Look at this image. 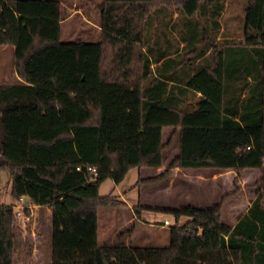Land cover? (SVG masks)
I'll list each match as a JSON object with an SVG mask.
<instances>
[{"label":"trees","instance_id":"trees-1","mask_svg":"<svg viewBox=\"0 0 264 264\" xmlns=\"http://www.w3.org/2000/svg\"><path fill=\"white\" fill-rule=\"evenodd\" d=\"M225 2L101 0L98 40L61 42L59 0H0V47L14 48L17 76L0 83V170L12 200L50 210V264H264V0H246L240 39L221 42ZM173 31L181 48L153 44ZM52 108L62 128L37 138L33 116ZM174 136L169 168L259 171L247 212L230 227L222 201L165 209L167 246L98 244V210L126 207L100 185L160 168ZM68 140L80 163L32 162V149ZM18 233L13 204L0 205V264H15Z\"/></svg>","mask_w":264,"mask_h":264},{"label":"rangeland","instance_id":"rangeland-1","mask_svg":"<svg viewBox=\"0 0 264 264\" xmlns=\"http://www.w3.org/2000/svg\"><path fill=\"white\" fill-rule=\"evenodd\" d=\"M101 0H59V11L61 20V42H95L99 36L98 6ZM226 8L222 17L223 31L220 41L224 39L239 40L241 37V17L246 0H226ZM174 18V19H173ZM177 19V13L173 12L171 21ZM227 25V27H226ZM222 42V41H221ZM13 47H0V83L14 82L15 69L13 63ZM39 111V110H38ZM34 110L32 115L38 112ZM48 110L47 117L51 118ZM34 120L38 116H33ZM35 122H33L34 125ZM50 132L55 131L51 126ZM50 128V127H48ZM171 129L163 130V139L166 140L171 134ZM41 132L37 138L49 140L50 133ZM177 151V136L166 149L163 150V165L167 172L157 174L155 169H130L124 179L115 184L111 178H107L99 187L101 196L112 193L118 196L119 200L125 202V208H101L98 210V244L117 245L120 243L136 247H163L167 246L168 227L174 224V217L162 210V208H178L185 205L200 206L201 184L197 176L199 171H190L188 175L170 174V162L175 158ZM32 162H36L34 159ZM44 162V161H37ZM174 168V167H173ZM223 172V171H220ZM234 172V171H233ZM224 173H226L224 171ZM242 172L239 176L234 172L238 180L246 179L244 186L237 184V179L231 181L229 174H224L221 192L218 193L216 202L222 201L221 220L231 226L233 221L229 219V210L233 203L241 212L246 202L260 189V173ZM161 175V176H160ZM226 175V176H225ZM158 178L152 186L160 188L156 193L152 192V182L141 181L143 178ZM170 178H173L171 190L166 186ZM190 178L186 182L184 179ZM242 180V179H241ZM255 181V182H254ZM245 189L242 192V189ZM241 192V193H240ZM245 194V195H244ZM254 195V196H255ZM13 203L10 196V182L6 171L0 173V205ZM141 206L140 217H135L132 208ZM234 206V205H233ZM157 207L158 209L151 208ZM222 210L224 211L222 215ZM227 211V214L226 212ZM223 218V219H222ZM132 219V222L130 220ZM167 220L168 225H163ZM188 220L187 217H180L178 224L182 225ZM50 220L45 211L33 210L30 221L23 224L19 221V233L16 238L15 264H50Z\"/></svg>","mask_w":264,"mask_h":264},{"label":"crops","instance_id":"crops-1","mask_svg":"<svg viewBox=\"0 0 264 264\" xmlns=\"http://www.w3.org/2000/svg\"><path fill=\"white\" fill-rule=\"evenodd\" d=\"M218 39H219V37L217 38V40ZM170 41H173L175 43L177 41L179 42L176 32L173 31L171 33L166 32L164 34L157 33V34H153L152 35L153 44H155L157 42L156 45L161 44L162 46L166 47ZM179 45H180V48H181L183 46V42H179ZM164 59H161L159 63H161V61H163ZM151 60L154 61L152 58H151ZM155 66H156L155 64H152L151 68L154 69ZM16 79H17V76H16V73H15V80ZM198 95L199 94H197V96ZM52 116H53V120H51V119H49L47 117V110H41L39 112L38 119H37V124H36V129H35L36 132L43 131L45 133H47V132L49 133L50 129H52L51 126H54V125H56L55 131H57V129H61L62 128V123H61L60 119L58 118L57 110L55 108L51 109V118H52ZM38 127H39L40 130L38 129ZM48 127H50V128H48ZM33 132H34V130H33V127H32V135H33ZM176 153H178V138H177V151H176ZM30 158L32 160L34 159L36 162L37 161L49 162V161L52 160V161H55V162H60V163L69 164V165H74L75 163H80V160L78 159V157H77V155L75 153L74 146H73V143H72L71 140H68L66 142L56 141L54 143L52 149H47V148L32 149ZM141 169H146V168H141ZM170 170H171L170 174H179V173H181L183 176H186V175H188V177L190 176L188 174L190 172V171H188L189 169H181V168H178V167H174V168H171ZM192 171H196V170L192 169ZM197 171H199V175L197 176V179H198V181H199V183L201 184V187H202V191L200 192V196H199V201L201 202L200 206H210V205H213V204L216 203V199H217V196H218L217 194L221 192V186L223 185V181H224L223 176H224V174H229L230 178H231V181H235L237 179L236 176L233 175L234 172L231 171V170H225L226 173H224V171L220 172L218 170L207 169V168L197 169ZM1 172H2V170H0V173ZM155 172L157 174L161 173V175L164 172H167V169L163 165V159H162V166L160 168L155 169ZM247 173H254V174L258 175L259 171L257 169H247V170H245L244 174H247ZM158 178H153V177L149 178L148 177V178H143L141 181L152 182L150 184V186H152L153 183L157 182ZM241 179L240 180L237 179L238 180L237 184L244 186V184L246 183V179L243 178V177ZM186 180L189 181L191 179L190 178L184 179L185 182H186ZM172 182H173V178H170L169 181H168V185L166 186L167 190H171L172 189V185L170 184ZM159 189L160 188H158V187L152 186L151 194L153 192L156 193ZM244 190L245 189L243 188L242 192H244ZM254 195H255V193L246 202L245 208L241 212H239L238 208L236 207L237 205L235 206V203L232 204V206H231V208H230V210L228 212L229 219L231 221H233V223L231 224L230 227H232L236 223V221L247 212V209L249 208L251 202L254 200V198L256 196V195L255 196ZM11 204L14 205L15 204V200H13V203H11ZM126 207H128L127 204H126ZM151 208L158 209L157 207H151ZM165 209H173V208L172 207H166V208L164 207V208H162V210H165ZM33 210H39V208L36 207V206L30 205V211L32 212ZM45 212L48 214V218H49L50 210L47 209ZM223 212L224 211L222 210V215L224 214ZM225 212L227 214V211H225ZM130 222H132V219L130 220Z\"/></svg>","mask_w":264,"mask_h":264},{"label":"built area","instance_id":"built-area-1","mask_svg":"<svg viewBox=\"0 0 264 264\" xmlns=\"http://www.w3.org/2000/svg\"><path fill=\"white\" fill-rule=\"evenodd\" d=\"M264 162V160H263ZM87 171H89L93 176L96 175L95 169L93 167L87 166ZM76 170H79V167H76ZM25 198L20 197L15 200V204L13 205V210L16 218L21 221L23 224H27L30 221V215H26L23 211L24 208L27 207L30 209V205L26 204L24 201ZM168 221H163V225H168Z\"/></svg>","mask_w":264,"mask_h":264},{"label":"water","instance_id":"water-1","mask_svg":"<svg viewBox=\"0 0 264 264\" xmlns=\"http://www.w3.org/2000/svg\"><path fill=\"white\" fill-rule=\"evenodd\" d=\"M24 201H25V203H27V202H29V199L26 197V198L24 199Z\"/></svg>","mask_w":264,"mask_h":264}]
</instances>
